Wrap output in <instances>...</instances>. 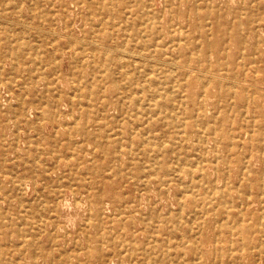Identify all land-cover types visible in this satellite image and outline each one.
I'll return each mask as SVG.
<instances>
[{
	"label": "bare ground",
	"instance_id": "obj_1",
	"mask_svg": "<svg viewBox=\"0 0 264 264\" xmlns=\"http://www.w3.org/2000/svg\"><path fill=\"white\" fill-rule=\"evenodd\" d=\"M0 1L6 7V15L0 14V45H14L9 51L19 55L26 34L34 31L47 36L62 55L70 53L79 65L70 80L72 103L82 106L85 118L61 117L59 100L66 91L59 89L65 77L60 66L52 78L44 79L51 97L32 104L38 129L45 121L56 132L66 128L58 142L79 153L83 170L75 176L88 173L90 184L96 178L112 184V175L132 168L134 183L143 189L157 183L163 186L161 197L169 188L176 189V210L150 205L147 213L140 201L111 191L110 215L101 211L106 195L98 193L84 225L95 260L102 264L262 260L264 0ZM27 1L29 8L24 7ZM33 16L39 17V24L31 20ZM8 69L0 59V83ZM20 178L11 181L22 191L26 181ZM0 187L7 188L2 180ZM8 199L0 196L1 264L9 260L2 257L14 234L25 237L29 228L20 226L23 222L33 228L44 224L37 207L23 202L17 219H12ZM91 228L95 233H89Z\"/></svg>",
	"mask_w": 264,
	"mask_h": 264
},
{
	"label": "rangeland",
	"instance_id": "obj_2",
	"mask_svg": "<svg viewBox=\"0 0 264 264\" xmlns=\"http://www.w3.org/2000/svg\"><path fill=\"white\" fill-rule=\"evenodd\" d=\"M2 2L3 1H0V14L6 15V7ZM29 6L30 2H24L25 8H29ZM46 8L49 9V7ZM27 16L28 15L23 18H27ZM31 20H33L35 24H39V17L33 16ZM29 34H31V36ZM26 42L24 51H20L19 55L10 53L9 51L10 49L11 52L15 50L13 47L14 45H8L6 42L0 45V59H5L7 67L9 68V71L3 75V80H1L2 83H0V146L2 145L0 147V174L2 173L0 175L2 178L0 182L2 180L5 183V187H7L5 189L0 187V196L9 198L8 200L11 207L9 208L10 212H8L10 216L13 214V217L11 216L12 219H17L20 203L23 202V204L34 206V208L37 207L36 211L38 217L43 220V223L46 225L44 226L43 224L41 228H33L23 222L20 226L23 225L25 229H27V227L29 228L25 231V234L27 235L30 231L28 233L30 237L23 235L25 236L23 238L28 241H23V243H21L23 238L17 237V235L14 234L13 239L10 244H8L9 252L5 254L6 257H2V259L6 260L9 257V260L7 259V264H69V262L70 264H102L100 260H95V256L93 257L91 253H89L91 248L88 247L86 231L84 230L89 210L97 205V203L93 202L95 197L99 195L98 193H104L106 195L101 205L103 208L100 207L105 215H110L114 211L111 202L107 198L109 194L111 196V191L124 193L130 196V198L140 201L142 210L147 213L150 205L160 209L171 206L176 210V189L175 187L169 188L165 191L164 197H161V189L163 186L157 183L153 182L149 187L143 189L137 185V183H134L132 178L133 173L131 174V172H133L132 168H126L122 174H116L117 176L112 175L111 179L115 182L112 184L97 178L95 182L90 184L92 176L88 173H80L75 176L74 172L79 171V169L83 170L81 163H78L79 153H75L76 150L74 148L73 150H71L72 148L66 149L67 147L63 142H58L65 136L66 128H61L59 132H56L48 125V121H45L43 127L38 129L37 114L32 104L39 105L45 97L47 98L48 95L51 97L50 93L45 91L44 79L52 78L54 75L53 73L56 71L55 69L60 66L59 72L65 77L63 83H60L59 89L66 91V95L59 100V107L62 109V112H64L61 117L65 119L68 116V119L71 121L73 115L79 116L83 114L85 118L87 114L84 109H82V106L72 103L74 92H72V81L70 82V80L73 77V70H75L76 67L78 69L79 65L76 61L74 62L73 59H71L70 53L62 55L61 50H57L45 35L38 36L34 31H31L26 34ZM14 44L17 46L16 43ZM61 47H63V45ZM34 54H36V57ZM5 78H9L8 82ZM34 82L38 83L37 87L35 85L32 86ZM16 128H18V130ZM1 152L3 154H1ZM33 156L39 157L38 160ZM34 162H36V164ZM77 163L80 164V166H78ZM12 167L14 168L13 171ZM35 172L37 173L35 174ZM20 176L23 177L24 182L26 181L22 191L19 189L17 190L14 182L11 181L12 178L21 179ZM65 177L69 178V180ZM74 180L76 182H73ZM112 185L114 186L113 188ZM41 198L44 199L41 200ZM40 200L42 201L41 203L39 202ZM36 202L38 205H41L36 206ZM45 202L48 203L46 204ZM44 203L45 207L43 206ZM69 205L71 206L69 207ZM33 214L34 213H30V215ZM66 216L68 217L66 218ZM73 222L75 224H73ZM88 231H90L89 233H95L94 228ZM68 256H70V261L67 262L65 260H68ZM79 259L80 261H77ZM245 261L244 264H248L252 261L254 264H264V257L262 260ZM110 264H116V261L114 263L112 261Z\"/></svg>",
	"mask_w": 264,
	"mask_h": 264
}]
</instances>
